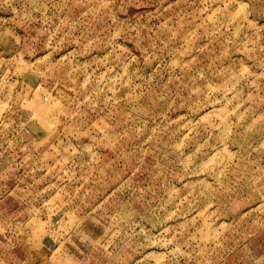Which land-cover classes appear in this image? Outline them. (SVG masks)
Returning a JSON list of instances; mask_svg holds the SVG:
<instances>
[{"label": "rangeland", "instance_id": "374dc122", "mask_svg": "<svg viewBox=\"0 0 264 264\" xmlns=\"http://www.w3.org/2000/svg\"><path fill=\"white\" fill-rule=\"evenodd\" d=\"M0 264H264V0H0Z\"/></svg>", "mask_w": 264, "mask_h": 264}, {"label": "bare ground", "instance_id": "6f19581e", "mask_svg": "<svg viewBox=\"0 0 264 264\" xmlns=\"http://www.w3.org/2000/svg\"><path fill=\"white\" fill-rule=\"evenodd\" d=\"M217 110V111H216ZM224 111H226V110H224ZM224 111H222V110H218V109H215V112H217V114H218V116H219V112H220V115H221V117L220 118H222L223 119V121H225V120H227V114H228V112H224ZM229 117V116H228ZM224 124H225V122H224ZM228 125V124H227ZM205 219V218H204Z\"/></svg>", "mask_w": 264, "mask_h": 264}]
</instances>
